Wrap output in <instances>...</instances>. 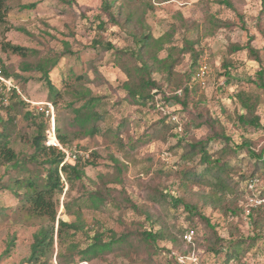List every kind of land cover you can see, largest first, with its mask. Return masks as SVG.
<instances>
[{
	"label": "rangeland",
	"instance_id": "obj_1",
	"mask_svg": "<svg viewBox=\"0 0 264 264\" xmlns=\"http://www.w3.org/2000/svg\"><path fill=\"white\" fill-rule=\"evenodd\" d=\"M75 1L73 7H66L57 0H9L10 10L6 18L8 24L14 28L5 30L0 27V58L16 78L11 77L9 80L19 87L21 98L32 109L41 110L42 106H48L50 110L53 109L56 118L58 116L64 118L70 114L67 107L70 96L63 92V79L73 72L87 73L83 86L89 87L94 94L101 96L102 107L106 109L105 119L101 122L104 132L94 137L76 139L72 144L64 146L69 152L76 149L79 155L90 157L97 162L96 166L86 168V174L96 181L100 174L115 176L116 167L112 155L125 164L126 193L137 203L146 205L167 230L178 238L176 243L171 240L161 242L162 246L170 249L168 258L173 260L170 261L172 264H264V235L252 246L246 245L245 253L240 257L228 260L226 253L220 256L207 253L205 244L209 236L208 229L197 216L187 213L183 206H179L175 211L171 203L156 204L149 201L152 185L159 184L172 189L178 186L174 174L165 176L160 175L159 171L176 170L179 162L189 160L181 157L183 150L176 147L178 139L173 133L185 139H200L210 131L206 120L219 118L236 142H241L242 135L253 140L258 148L264 146V93L257 91L261 96L256 113L260 116L262 128H245L238 125L235 119L236 111L240 109L235 95L240 90H256L248 78H254L256 71L264 67V0H231L234 9L219 4L217 0H116L117 4L124 6L126 13L123 18L134 14L129 23L130 29L138 30L144 25V28L155 37L171 33L170 39L173 44L178 47L193 45L195 49L202 51L201 62L208 65V73L203 80L198 78V71L192 75L189 83L195 93L186 108L166 101L163 94L157 93L158 90L155 89L153 92L156 94V103L153 109L132 105L125 99L127 91L124 86L127 80L116 65L121 60L119 56L113 51L101 54L90 48L96 36V23L99 21L97 16L107 20L101 12L103 0ZM33 2H37L35 8H22L23 4ZM104 34L118 47L128 43L124 40L126 30L120 26L109 23L108 31ZM250 39L260 54L261 62L252 58L247 50L232 52L234 44H246ZM3 42L36 48L43 52L54 50L60 52L68 44L74 51L81 53L79 59L75 55L62 57L58 66L51 72L53 82L63 92V99L57 106L53 104L47 84L40 79V73L27 69L28 65L36 64L39 57L37 55L22 57L9 51L4 52ZM166 54V51L162 52V56ZM182 58L176 70L180 73L190 72L193 61L191 53L184 54ZM225 64H229L231 80L226 76ZM71 69L73 72H70ZM154 77L165 90L173 89L162 79L161 74L155 73ZM161 105L165 107L164 110L160 108ZM27 110L28 107L21 109L17 126L20 133L14 142L19 156L23 158L33 152L29 140L37 133L35 122L25 115ZM161 112L167 113L168 121L175 125L173 131H168L165 136L149 139L143 144L138 142L137 148L130 150L129 142L149 133L153 123L162 117ZM2 114L5 116L4 112ZM50 121L52 127L51 116ZM69 128L74 130L76 127ZM218 146L219 143L215 144L214 148ZM201 170L199 167V171ZM249 181L242 185L252 188L258 184L259 188H264V174L250 183ZM188 192L189 200L198 202L212 222L218 224L222 236L231 237L235 233L249 236L256 233L249 214L252 208L264 207V196L249 193L227 194L219 203L211 202L209 188L193 186ZM72 194L79 193L75 190ZM65 200L66 197L62 196L57 217L69 221L73 218L67 214ZM229 203H235L240 208L239 214L233 215L226 209ZM17 204V198L11 190L0 191V205L4 209L8 208L9 213ZM188 216L195 217L197 224L191 225ZM83 219L85 227L93 229L92 233L100 229L113 230L121 234L129 228H134L133 226L136 227L139 222L148 227L145 218L132 209L121 211L113 205L97 211L84 209ZM45 223L46 221L41 218L15 220L11 214L7 219L0 217V254L11 240L14 241L10 253L0 258V264H15L26 258L30 254L34 233ZM77 241L83 248L86 246L83 233L78 235ZM57 252L56 244L53 264H59ZM167 261L161 255L156 264H168ZM140 263L141 255L138 257L136 254L126 256L110 253L104 258L83 260L76 264Z\"/></svg>",
	"mask_w": 264,
	"mask_h": 264
},
{
	"label": "trees",
	"instance_id": "obj_2",
	"mask_svg": "<svg viewBox=\"0 0 264 264\" xmlns=\"http://www.w3.org/2000/svg\"><path fill=\"white\" fill-rule=\"evenodd\" d=\"M57 1L66 7H73L76 3L75 0ZM217 2L234 9L231 0H217ZM102 3L101 12L107 20L97 16L99 21L96 23V36L90 48L101 54L113 51L121 58L116 65L126 76L125 99L132 105L153 109L156 103V94L153 90L157 89V93H162L166 101H172L186 108L188 101L193 99L195 93L189 82L202 64L200 59L202 51H198L193 45L178 47L171 42V33L155 37L144 28V25L138 30L130 29L129 23L133 13L126 15L124 17L126 20H123L126 12L122 4H117L116 0H103ZM36 5L37 2L23 4L22 8L32 9ZM9 10V0H0V27L5 30L14 28L8 24L6 18ZM109 23L126 30L124 40L128 42L127 44L118 47L112 40L106 38L104 32L108 31ZM18 29L25 31L23 28ZM2 50L22 57L31 55L39 57L36 64L28 65L27 69L40 73V79L45 81L49 88L53 104L57 106L63 99V92L70 96L67 103L70 114L64 118L55 117L56 136L61 145L68 146L76 139L94 137L104 132L101 122L105 119L106 109L102 107V97L94 94L89 87L83 86V81L88 74H75L71 69L70 72L73 73L62 81L63 92L51 78L52 70L58 66L62 57L75 55L79 59L81 53L74 51L68 44L60 52L56 50L43 52L36 48L3 42ZM240 50H247L252 58L261 62L258 50L252 45V39L246 44H234L232 52ZM163 51L167 52L165 56H162ZM186 53H191L193 58L191 69L190 72L180 73L176 70V66L180 64ZM225 66L226 76L231 80L232 72L229 71V64ZM155 73L161 74L162 79L173 89L165 90L155 79ZM0 75L5 78H15L4 65L2 58H0ZM248 80L255 85L256 90L237 92L235 98L239 101L240 109L236 111L235 119L240 126L259 129L263 125L256 112L261 93H264V67H260L255 77H249ZM10 100L8 105L3 103V93L0 89V191L11 190L18 204L11 209V213L8 212V208V210L4 209L0 205V217L7 219L11 214L15 220L41 218L46 221L33 235L30 254L15 264H53L52 258L56 244L59 264H76L83 260L104 258L110 253L126 256L136 254L138 257L141 255L142 263L140 264H156L158 257L162 255L166 261L168 260V264H172L173 260L168 258L170 249L162 246L161 242L171 240L176 243L178 238L167 230L146 205L137 203L126 193L125 164L112 155V161L116 167L115 176L100 174L97 181L90 178L86 174V168L96 166L97 162L94 159L78 155L74 164L64 162L65 152L58 146L48 144L47 130L52 128L50 115L47 114L48 106H42L41 110L32 109L16 90L10 94ZM23 107H28L25 115L37 126V133L29 140L33 152L25 158L20 157L14 147V142L20 133L17 126ZM161 114L162 117L153 123L149 133L136 141L129 142L130 150L136 149L138 142L143 144L149 139L160 137V135L165 136L168 131H173L175 125L168 121V114L165 112ZM206 123L210 131L200 139H185L173 133L178 139L176 147L183 150L181 157L189 160L179 162L176 170L159 171L160 175L174 174L178 180V186L172 189L159 184L152 185L149 201L156 204L171 203L175 211L179 206H183L187 213L197 216L208 229L209 236L205 244L207 253L215 256L226 253L229 260L240 257L245 253L246 245L252 246L258 239L263 238L264 207L252 208L249 214L255 226L254 235L244 236L235 233L231 237H224L219 232L218 224L212 222L198 202L189 200L188 190L193 186L209 188L211 202L219 203L227 194L249 193L264 196V188H259L258 184L252 188L242 185L264 174V146L258 148L253 140L242 135H240L241 142H236L219 118L216 120L209 118ZM70 126L76 128L71 130ZM218 143L220 146L214 148V145ZM199 167L202 168L201 171ZM75 190L79 193L78 195L72 194ZM62 196L66 197L64 206L72 220L66 221L57 217ZM108 205L117 206L121 211L132 209L133 212L145 218L148 227L143 225V222H139L136 227L133 226L134 228H129L121 234L113 230L100 229L92 233L93 229L85 227L83 210H103ZM226 209L233 215L240 212V208L235 203H229ZM193 216H188L191 225L197 224ZM81 233L85 235L84 248L77 241ZM13 245L14 241L11 240L8 247L0 254V258L10 253Z\"/></svg>",
	"mask_w": 264,
	"mask_h": 264
},
{
	"label": "built area",
	"instance_id": "obj_3",
	"mask_svg": "<svg viewBox=\"0 0 264 264\" xmlns=\"http://www.w3.org/2000/svg\"><path fill=\"white\" fill-rule=\"evenodd\" d=\"M208 73V65L206 62H203L198 70L197 76L200 80H203ZM10 78H5L2 75H0V89L3 93V103L5 105H8L10 103V94L12 93L13 90H16L18 94L21 93L20 89L18 86H16L12 80H9ZM162 110L165 109L164 106H160ZM42 109V108H41ZM47 114L52 117V128L51 130L48 131V144L58 146L60 149L63 150L67 154L65 161L64 162H69V163H75L77 160V157L79 155V152L75 149L73 152H69L67 149L64 148L63 145L59 142L56 136V131H55V116H54V111L53 109L47 110Z\"/></svg>",
	"mask_w": 264,
	"mask_h": 264
}]
</instances>
